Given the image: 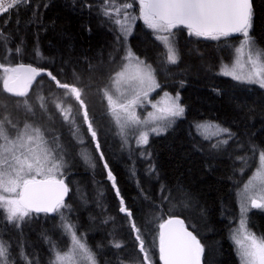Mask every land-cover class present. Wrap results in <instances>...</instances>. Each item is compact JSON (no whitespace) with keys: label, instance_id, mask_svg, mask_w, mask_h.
Listing matches in <instances>:
<instances>
[{"label":"trees","instance_id":"16d2710c","mask_svg":"<svg viewBox=\"0 0 264 264\" xmlns=\"http://www.w3.org/2000/svg\"><path fill=\"white\" fill-rule=\"evenodd\" d=\"M101 8L100 0H31L18 12H8L17 17L0 16V29L7 34L6 47L0 45V63L6 67L31 64L44 69L30 86L28 99L34 111L27 112L17 103L24 98L3 91L7 74L0 68V117L7 115L20 127L29 122L48 128L52 131L48 139L59 136L67 162L60 178L71 190L65 201L71 205V211H61L77 236L95 253L99 264H163L159 258L158 224L170 215L182 219L195 232L204 249V264H240L230 238L239 217L238 189L256 169L259 152L264 151V90L225 92L244 86L219 75L222 65L232 62L234 48L240 44L242 35L211 40L189 36L182 27L174 30L180 53L177 65L189 72L194 86L173 67L170 71L176 73L165 79L169 82L165 85L158 62L140 55L155 67L163 89L181 95L185 114L162 134H152L144 147L135 145L132 134L128 136L130 144L126 145L103 90L111 89L110 77L120 70L127 48L111 44L117 42L116 28L101 14ZM252 10L250 34L264 50V0H253ZM130 11L138 16V3ZM133 32L129 40L122 38V43L162 57L163 46L151 29L137 22ZM16 47L21 49L19 54H15ZM9 48L11 55L7 52ZM47 72L70 84L74 75L79 76L82 99L97 132L99 150L83 120L84 108L74 96L62 104L64 109L71 107L69 118L74 117L79 126V134L73 135V126L64 121L54 103L64 90L55 86ZM38 95L48 99L47 111L39 107ZM204 121L229 128L233 135L228 143L212 148L211 144L222 139L221 136L202 139L195 124ZM84 152L95 167L82 158ZM141 152L151 155L142 156ZM152 165L155 173L149 171ZM109 170L115 178V187L108 178ZM161 185L177 197L176 207L161 201ZM178 187L187 194V206L180 203ZM121 198L131 210V218L119 211ZM154 217L161 219L157 222ZM133 221L141 229L148 262L143 261L144 253L139 251ZM60 224L58 213H33L19 229L0 218V238L11 244L15 264H25L20 258L21 248L36 264H49L51 243L62 252L71 244L70 235ZM249 225L260 237L264 236V212L253 210ZM114 242H120L122 247L115 248Z\"/></svg>","mask_w":264,"mask_h":264},{"label":"snow or ice","instance_id":"6c2138e0","mask_svg":"<svg viewBox=\"0 0 264 264\" xmlns=\"http://www.w3.org/2000/svg\"><path fill=\"white\" fill-rule=\"evenodd\" d=\"M29 3L31 0H0V15L10 10L18 12L21 6ZM137 3L138 16L130 11ZM101 4V14L118 26V29H114L117 32V43L122 44V38L126 40L135 21L142 19L144 24L153 31L155 39L163 46L162 63L166 64L175 65L180 59L173 31L178 27L182 26L187 29L189 36L211 40L242 34L244 39L240 46L235 48L234 62L231 66L224 64L221 74L232 76L236 80L257 83L264 88V50H256L252 37L249 35L253 16L251 0H101ZM0 45L5 47L7 45V34L2 29H0ZM245 47L248 48L247 53L244 52ZM14 51L15 54H19L21 49L16 47ZM7 52L11 55L12 49H7ZM37 54H39L38 51ZM245 55L246 59H243ZM245 67L248 69L247 72H243ZM0 68H3L7 74L3 80V91L15 97L24 98L17 103L27 112H33V105L28 99V89L44 69H38L30 64L6 67L3 63H0ZM237 69L243 74L238 73ZM47 75L58 89L64 90L62 97L54 103L55 107L60 110L64 121L73 126V135L79 134V126L76 125L74 117L69 118L71 107L67 109L62 107L65 99H71L72 96L79 102L80 107L84 108L83 120L87 123V131L93 140H97V132L93 128L82 99L79 76L74 75V82L70 84L62 82L52 72H47ZM110 79L117 86L122 83L127 85L124 91H121L119 87L116 88L119 95L115 99L109 94L108 89L103 90L109 112L125 143L128 142V135L132 134L135 136L137 147L147 145L150 134H162L175 118L182 117L184 114L185 108L179 103L180 97L177 93L174 98H169L170 102L167 105L158 109L160 113L158 116L149 113L152 117L151 122L147 119L140 120L134 107L141 102L142 95L147 96L145 88L155 89L160 85L156 81V69L141 60L130 49L125 52L121 60L120 70L116 71ZM164 95L169 96L168 93ZM36 101L43 111H47L48 99L46 97L38 95ZM195 128L205 140L226 134L227 138L218 139L211 144L212 148L227 144L228 139L233 135L229 128L211 121L199 122L195 124ZM212 129L215 131L209 134ZM48 135V129L40 125L25 122L20 127L9 116L0 117V218L19 229L27 223V219L32 218L33 213H58L61 217L60 227L70 235L72 247L62 252L56 244L51 243L52 258L49 264H64L65 261L68 264H85V262L86 264H97L95 253L77 236L73 225L61 211L62 209L71 211V205L64 201L69 187L64 179L60 178L63 176L67 162L63 147L59 143V136H52L48 139ZM80 142L83 143V140ZM96 149H100L98 140ZM253 151L255 152V149ZM141 155L150 157L151 154L141 152ZM82 158L86 163L95 167L87 152L82 153ZM100 158L103 159L102 153ZM240 159L244 160L243 157ZM104 168H108L107 162L104 163ZM149 171L155 173V165L150 166ZM108 178L113 181L115 187V178L111 170L108 171ZM160 191L161 201H167L172 204L173 208L176 207L174 201L177 197H174L164 185H161ZM166 191L168 195H163ZM176 191L181 194L180 203L187 206V194L179 187ZM117 195L119 196V190H117ZM238 196L241 219L240 228L236 232L240 233V238H237L234 233L233 239L237 245L240 264H264V236L257 237L255 233L248 231L245 217L249 206L264 208V151L259 152L256 170L244 184ZM119 211L129 218L132 217V212L125 206L123 198L120 199ZM171 211L170 208L169 212ZM153 219L158 222L161 218L154 217ZM131 226L137 233L135 239L140 242L139 251L144 253L143 261L148 262L149 253L141 238V229L134 221ZM158 227L159 258L163 264H200L204 251L203 246L197 236L184 226L182 219L170 215L168 219L159 222ZM113 246L119 249L122 244L114 242ZM11 247L8 241L0 238V264H15ZM20 258L25 261V264H36V261L28 259L23 248L20 251Z\"/></svg>","mask_w":264,"mask_h":264},{"label":"rangeland","instance_id":"374dc122","mask_svg":"<svg viewBox=\"0 0 264 264\" xmlns=\"http://www.w3.org/2000/svg\"><path fill=\"white\" fill-rule=\"evenodd\" d=\"M101 1V0H100ZM134 14V13H133ZM134 15H137V13L136 14H134ZM0 16H5V17H8V18H12L14 15H11V14H9V13H4L3 15H0ZM14 17H17V16H14ZM27 21H29V22H32V23H35V24H39V25H45V24H43V23H41V22H39V21H34L33 19H28ZM137 22H142V23H144L143 22V20L142 19H137L136 21H135V23L132 25V29H131V32H130V34L127 36V38H126V40H129V38H130V36H131V34H133L134 32V27H135V25H136V23ZM115 26V28L116 29H118V26H116V25H114ZM175 30V29H174ZM173 30V31H174ZM242 35V34H241ZM249 35L251 36V34H250V30H249ZM252 37V36H251ZM244 38H243V36H242V39H241V41L243 40ZM104 42H106V40H103ZM252 41H253V43H254V45H255V49L256 50H261L259 47H258V45L256 44V42H255V40H254V38L252 37ZM110 42V41H109ZM159 42V41H158ZM111 44H114V45H117V46H120V47H123V48H127V50L128 49H130L136 56H138V57H140V59L141 60H144L143 59V57H141L140 55H144V56H146V57H149V58H151V59H153V60H155V61H157L158 62V64H159V66H160V71H161V73H162V75H163V78H164V80L165 79H171L172 77H173V75L176 73V72H174V71H170V68L171 67H173V68H175L177 71H178V73H180V74H185V76H186V78H187V81H188V83L189 84H191L192 86H194V84H193V81H192V79H191V77H190V74H189V72L185 69V68H183L182 66H179V65H177V64H175V65H172V64H166V63H162V60H163V56L161 57V56H159V55H154V54H151V53H148V52H146V51H143V50H141V49H139V48H136V47H134V46H130V45H128L127 43H117V42H112L111 41ZM240 44H241V42H240ZM240 44H238V46H240ZM237 46V47H238ZM236 48V47H235ZM235 48H234V52H233V60H232V62L229 64V66H231L232 65V63L234 62V59H235ZM247 51H248V48L247 47H245V49H244V52L245 53H247ZM243 59H246V55L245 56H243L242 57ZM145 61V60H144ZM149 64H151V63H149ZM152 65V64H151ZM224 65V64H223ZM222 65V66H223ZM155 68V67H154ZM222 68V67H221ZM247 67H245L244 69H243V72H247ZM237 72L238 73H240V70L239 69H237ZM240 74H243V73H240ZM219 75L220 76H222V77H225V78H229V79H232L233 81H235L236 83H238L239 85H241V86H244V87H240V88H237V89H232V90H226L225 92H246V91H251V90H264V88H261L260 86H259V84H257V83H248V82H246V81H244V80H236V79H234L232 76H226V75H223V74H221V69H220V71H219ZM156 81L159 83V85H160V87L159 88H155V89H148V88H145V90L147 91V96L146 97H144L143 95L141 96V102L139 103V104H137L135 107H134V111H135V113H136V115L140 118V120L141 121H144V120H148V121H152V117H150L149 116V113H152L153 114V116H158L160 113H159V111H158V109L159 108H162V107H164L165 105H167L169 102H170V99L169 98H174L175 96H176V94H174V93H172L170 90H168V89H163L162 88V86H161V83L159 82V80H158V78H157V75H156ZM166 81V80H165ZM167 82V81H166ZM163 83V82H162ZM167 84H169V82H167L165 85H167ZM163 85H164V83H163ZM117 87H119L120 88V90L121 91H124L125 90V88L127 87V85H125V84H120L119 86H117V85H115L114 83H112V86H111V89L109 90V94H111V95H113V98L115 99L118 95H119V93L116 91V88ZM139 87V86H138ZM255 87V88H254ZM214 90H216V89H214ZM219 91V90H218ZM220 91H222L221 89H220ZM165 93H168L169 94V96L168 97H165ZM179 97H180V99H179V103L181 104V95L179 94ZM105 99H106V97H105ZM107 100V99H106ZM154 105H155V107H154ZM182 105V104H181ZM183 106V105H182ZM184 107V106H183ZM184 114H185V112H184ZM184 114H183V116H184ZM182 116V117H183ZM181 117H178V118H175V120H174V122L175 121H177V120H179ZM173 122V123H174ZM172 123V124H173ZM172 124H170V125H172ZM46 129H48V128H46ZM211 131H215L214 129H212V130H210V133L209 134H211ZM48 132L49 133H51L52 131L50 130V129H48ZM152 134H150L149 135V137L151 136ZM129 136V135H128ZM134 136V135H133ZM221 137H222V139H225V138H227V137H225L226 136V134H223V135H220ZM214 137V136H213ZM59 143H61L60 142V139H59ZM134 143H135V145H136V139H135V136H134ZM128 144H130V140H129V138H128V142L126 143V145H128ZM137 146V145H136ZM145 146V145H144ZM144 146H141V147H144ZM64 148L67 150L68 149V147H65L64 146ZM256 170V169H255ZM255 170L253 171V173L255 172ZM253 173L243 182V184L241 185V187L238 189V193L239 192H241L242 190H243V188H244V184L245 183H247L248 182V179L253 175ZM38 179H39V177H38ZM5 195H7V194H5ZM238 205H239V217H238V220L236 221V224L232 227V229H231V232H230V238H231V241L233 242V245H234V248H235V251H236V254H237V256H238V252H237V245L235 244V241H234V239H233V235H234V233L236 234V236H237V238H240V233H238V232H236V230L237 229H239L240 228V219H241V212H240V198H239V196H238ZM253 210H257V211H262V212H264V208H253V207H250L249 206V208H248V211L246 212V214H245V217H246V226H247V229H248V231H250V232H252V233H255V235L257 236V237H260L251 227H250V225H249V218L251 217V215H252V211ZM70 239V242H71V237L69 238ZM154 241H155V239H154ZM151 242H152V238H151ZM72 247V244H69L68 245V249L69 248H71ZM65 251H67V250H65ZM238 259L240 260V258H239V256H238ZM96 261H97V264H99V262H98V260L96 259ZM64 264H68V262L67 261H65L64 262ZM85 264H86V262H85ZM148 264H151V263H148Z\"/></svg>","mask_w":264,"mask_h":264},{"label":"water","instance_id":"95a60500","mask_svg":"<svg viewBox=\"0 0 264 264\" xmlns=\"http://www.w3.org/2000/svg\"><path fill=\"white\" fill-rule=\"evenodd\" d=\"M251 4H252V8H253V0H251ZM12 18H14V17H12ZM182 27V26H181ZM183 28V27H182ZM233 35H235V34H233ZM233 35H231V36H233ZM231 36H229V37H231ZM25 65H29V64H25ZM31 65V64H30ZM33 67H36V66H34V65H32ZM37 68V67H36ZM38 77V76H37ZM36 77V78H37ZM36 78H35V80H36ZM35 80H33V82H32V84L34 83V81ZM29 90H30V88L28 89V92H29ZM64 182H65V184H67V182L64 180ZM68 185V184H67ZM68 187H69V185H68ZM70 192H71V190H70V187H69V192L64 196V201H66L68 198H69V195H70ZM39 214H46V213H39ZM54 213H48V214H46V215H53ZM176 217V216H175ZM179 218V217H178ZM184 226L186 227V225L184 224ZM189 231H191V232H193V234L194 235H196L195 234V232L194 231H192L190 228H188V227H186ZM197 236V235H196ZM197 239H198V237H197ZM199 240V239H198ZM201 243V242H200ZM202 245V244H201ZM200 264H204V260H203V253H202V255H201V258H200Z\"/></svg>","mask_w":264,"mask_h":264}]
</instances>
